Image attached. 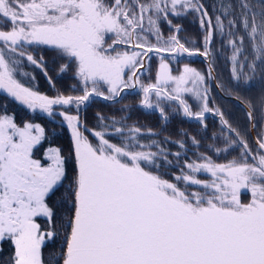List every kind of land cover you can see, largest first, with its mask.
<instances>
[{"label": "snow or ice", "instance_id": "snow-or-ice-1", "mask_svg": "<svg viewBox=\"0 0 264 264\" xmlns=\"http://www.w3.org/2000/svg\"><path fill=\"white\" fill-rule=\"evenodd\" d=\"M189 15L196 47L181 35ZM192 56L205 67L173 68ZM63 77L72 83L61 89ZM257 80L264 86V0H0L2 264H264V90L240 95ZM137 87L138 106L163 121L175 113L207 132L213 114L217 130L160 138L128 123V105L89 125V106ZM213 90L235 94L244 123L212 103ZM8 98L39 110L51 132L67 130L68 154L47 125L9 114Z\"/></svg>", "mask_w": 264, "mask_h": 264}, {"label": "trees", "instance_id": "trees-1", "mask_svg": "<svg viewBox=\"0 0 264 264\" xmlns=\"http://www.w3.org/2000/svg\"><path fill=\"white\" fill-rule=\"evenodd\" d=\"M253 3L256 2V0H252ZM206 4L213 3V0H205ZM209 11L211 12L212 9L210 8ZM185 27V32L183 35L187 37L192 43L189 44L190 47H196L198 46V43H196L199 40V37L201 35V29L199 28L198 22L195 20L194 16L189 15L187 18L183 19L181 21ZM42 54L45 56V58L49 61V66L52 67V61L54 59V53L50 49H43ZM184 63H189L192 65H195L200 68L205 67L204 60L199 58H192V57H184L183 59L180 58L179 60V66H181ZM158 65V58L153 57V59L150 61V67H151V75L154 78L155 71ZM217 68L220 72L223 73V76L227 77V64L223 58L218 57L217 58ZM147 73L145 74V77H142V79L147 83L149 82L147 80ZM37 78L39 80V87L40 91L43 93H46L48 95H54V93L48 88L47 83L43 80V78L37 73ZM69 83H72L68 79V77H63L61 79L57 80V87L63 89L66 88ZM264 90V86L260 84V82L254 81L250 86L248 87H242L240 91V95L242 97H246L248 99L255 100V98L260 94V92ZM234 95L230 97L228 93L221 92L220 90H213L212 96L213 100L212 103L215 106L221 107L224 112L229 115L235 122L237 123H244V105L240 102H238ZM5 94L0 93V100L4 98ZM142 98V94L140 92H127L123 94V98L119 101V103L116 104H108L106 102H103L101 100H97L95 103H93L91 106L87 108L85 115V118L87 119L89 125H92L94 123L93 115L95 112L100 111L106 115H110L115 112L116 109L120 108L123 105H128L130 108V119L128 121L129 124L132 123H138L143 129H152L155 132L160 133V138H163L164 136H170L171 139L177 140V139H187L185 137H181L178 135V133L181 130H184L188 132L190 135H195L197 139H199L201 136H209L218 128V118L215 117L213 114H209L207 117L208 122V128L207 132L200 127L198 123L195 121H190L187 118H184L182 115H177L175 113H172L170 115V118L168 121H163L158 113V111L153 109H144L142 107H139V101ZM9 104H8V113L9 114H15L17 121L22 120H29V119H35V122L42 123L47 125V127L50 130V138L51 143L53 146H59L64 149L65 155L68 154L69 150V132L67 130H57L56 132H51L52 125L47 120L46 116L39 112H31L30 110L26 109L25 106L20 105L18 102L12 100L11 98H8ZM164 129L163 131H161ZM254 135V133L252 134ZM249 140L251 142V135L249 137ZM206 144L211 143L212 141L205 140ZM189 147H192L191 141H188ZM173 150L175 151V148L173 147ZM195 151V148L192 149ZM236 153L233 152L232 155H235ZM189 155L191 156V152H189ZM228 158H231L230 156ZM206 178L204 176L201 177ZM247 199V197H244ZM10 255V248L8 245L4 246V250L2 253H0V264H2L3 261H6L8 256Z\"/></svg>", "mask_w": 264, "mask_h": 264}, {"label": "rangeland", "instance_id": "rangeland-1", "mask_svg": "<svg viewBox=\"0 0 264 264\" xmlns=\"http://www.w3.org/2000/svg\"><path fill=\"white\" fill-rule=\"evenodd\" d=\"M182 36L183 35H185L184 33H182L181 34ZM186 36V35H185ZM181 59H183V58H181ZM173 63V68L175 69V68H177V67H181V66H179V63H177V62H175V61H173L172 62ZM190 66H192V67H195V68H197V69H203V68H200V67H197V66H195V65H192V64H190ZM140 92L141 94H142V92L140 91V89H139V87H137L136 89H127V90H125V92L123 93V94H125V93H127V92ZM153 102H155V97H153ZM189 103H192V101H191V99H189ZM31 111V110H30ZM37 112H39V110H37ZM40 113V112H39Z\"/></svg>", "mask_w": 264, "mask_h": 264}, {"label": "water", "instance_id": "water-1", "mask_svg": "<svg viewBox=\"0 0 264 264\" xmlns=\"http://www.w3.org/2000/svg\"><path fill=\"white\" fill-rule=\"evenodd\" d=\"M182 58H184V57H182ZM192 58H199V56H192Z\"/></svg>", "mask_w": 264, "mask_h": 264}]
</instances>
